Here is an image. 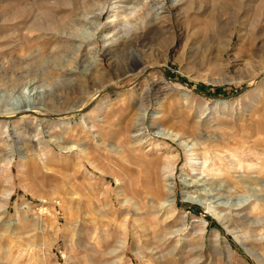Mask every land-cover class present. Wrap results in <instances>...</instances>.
Returning a JSON list of instances; mask_svg holds the SVG:
<instances>
[{
  "label": "rangeland",
  "instance_id": "374dc122",
  "mask_svg": "<svg viewBox=\"0 0 264 264\" xmlns=\"http://www.w3.org/2000/svg\"><path fill=\"white\" fill-rule=\"evenodd\" d=\"M23 100L0 264H264L208 208L264 198V0H0V111Z\"/></svg>",
  "mask_w": 264,
  "mask_h": 264
},
{
  "label": "bare ground",
  "instance_id": "6f19581e",
  "mask_svg": "<svg viewBox=\"0 0 264 264\" xmlns=\"http://www.w3.org/2000/svg\"><path fill=\"white\" fill-rule=\"evenodd\" d=\"M211 29V27H210ZM44 109V106L42 104H39V103H36L35 101H21V102H17V103H13L11 105V108L9 110H6V111H0V114L4 115V114H13V115H16V117L20 116V115H23V114H27V113H32L34 115H39V113ZM163 131V130H162ZM160 134L162 135H169L170 132L169 130L166 132V129L163 131V132H160ZM172 134V133H171ZM194 161V160H193ZM195 162V161H194ZM242 163V162H241ZM207 163L204 162V167ZM207 166V165H206ZM240 166V165H239ZM231 168V167H230ZM239 169H242L241 166ZM205 171L209 170V169H204ZM264 172V171H263ZM242 180H240L241 182ZM238 182V183H240ZM243 182V181H242ZM246 183V182H245ZM244 184V183H243ZM242 184V186L244 187V185ZM236 185V184H234ZM238 185L236 186H231V185H227V186H224L223 189H225V191L228 193H237V188ZM246 186V184H245ZM200 187H203L202 184H199V183H196V182H193V183H187V184H184V188L185 189H191V188H194V189H197V188H200ZM157 188V187H156ZM159 188V187H158ZM216 188V187H214ZM211 187V191H217L218 189L221 191H223V189H221L222 187H219L218 189H214ZM161 190V189H160ZM172 186H168V189H167V199H166V202L165 203H168V206H172L173 205V200H172ZM202 190H205V189H202ZM157 191V189H156ZM235 193V194H236ZM157 194L158 195H161V192L158 190L157 191ZM169 194V195H168ZM211 194V193H210ZM193 199V197H190ZM213 203V202H212ZM210 203L209 204V210H212L215 215L221 220V222L223 223V225H227V223H231L232 221L236 224L234 225V230H237L239 229L238 226H241V227H244V226H247V227H250V231L245 232L243 235H242V240L244 242H248L249 239H252V238H255V236H259L263 239L264 237V232L262 233V231H264V198L263 199H259L253 206V215H242L241 213H234V209L233 206H220V204H218L219 202H216L217 205L215 204H212ZM233 210V211H232ZM252 212V211H251ZM239 223V225H238ZM204 225V223L202 224ZM232 227V226H231ZM260 229V233H256L257 231H259ZM238 232H241L240 230ZM248 235V237H247ZM159 236V235H158ZM162 236V234H161ZM157 237L159 240H161L160 242H164L165 243V240L167 238V234L165 233V235H163V237ZM240 237V236H239ZM250 242V241H249ZM168 244V243H167ZM166 250V249H165ZM172 250V249H171ZM175 251V249H173ZM175 252H169L170 255H174Z\"/></svg>",
  "mask_w": 264,
  "mask_h": 264
}]
</instances>
